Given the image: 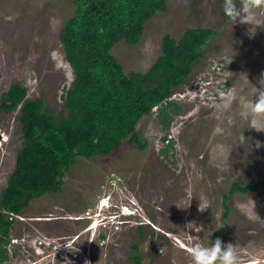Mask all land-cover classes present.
I'll return each mask as SVG.
<instances>
[{"label": "rangeland", "instance_id": "1", "mask_svg": "<svg viewBox=\"0 0 264 264\" xmlns=\"http://www.w3.org/2000/svg\"><path fill=\"white\" fill-rule=\"evenodd\" d=\"M166 1L167 11L146 22L136 45L119 41L111 54L126 75L145 73L161 55L165 35L178 41L187 28L215 30L188 82L170 97L180 113L167 128L157 109L143 117L136 127L143 150L123 141L108 156L78 157L59 192L34 199L15 218L9 237L28 247L14 264H70L63 254L40 260L33 243L74 235L87 264H133V246L142 264H192V245L215 240L216 232L235 245L237 264H264V189L234 195L222 217L233 182L254 185L264 177V130L249 126L264 75V28L231 26L221 0ZM75 10L72 0H0V97L16 82L26 99L66 116L63 97L75 74L59 33ZM18 114L0 111V192L23 144ZM121 205L138 218L99 246V230L85 231L86 213Z\"/></svg>", "mask_w": 264, "mask_h": 264}, {"label": "trees", "instance_id": "2", "mask_svg": "<svg viewBox=\"0 0 264 264\" xmlns=\"http://www.w3.org/2000/svg\"><path fill=\"white\" fill-rule=\"evenodd\" d=\"M74 15L59 33L65 58L75 77L63 97L66 116H54L41 100L26 99L27 90L12 83L0 97L4 114L19 110L23 144L15 167L0 192V263L8 259L10 232L34 199L57 193L62 178L78 157L108 156L123 141L143 150L136 127L157 108L163 128L180 113L170 97L188 82L213 29L187 28L180 40L162 39L161 55L145 73L126 75L111 49L119 41L136 45L144 25L156 13L167 11L166 0H72ZM264 189V177L254 185L233 182L223 196L222 215L236 194ZM218 238V233L214 234ZM133 246V264H142Z\"/></svg>", "mask_w": 264, "mask_h": 264}, {"label": "clouds", "instance_id": "3", "mask_svg": "<svg viewBox=\"0 0 264 264\" xmlns=\"http://www.w3.org/2000/svg\"><path fill=\"white\" fill-rule=\"evenodd\" d=\"M261 9H264V0H221V11L227 22L231 26L237 22L247 24L252 33L258 27L264 28V11ZM259 84L260 87L256 88V99L249 108L253 114L249 126L264 130V75L261 76ZM231 99L230 97L229 103ZM190 256L192 264H237L238 261L235 245L224 243L219 238L207 244H193Z\"/></svg>", "mask_w": 264, "mask_h": 264}, {"label": "built area", "instance_id": "4", "mask_svg": "<svg viewBox=\"0 0 264 264\" xmlns=\"http://www.w3.org/2000/svg\"><path fill=\"white\" fill-rule=\"evenodd\" d=\"M165 140L167 144L169 139ZM103 208L104 206H100ZM106 211L97 210L95 212L86 213L85 216L87 227L86 231H90L93 228L99 230L98 245L104 246L109 241V236L113 233H118L122 226L128 225L133 222L134 219L138 218L137 211L133 207L126 205L115 206L111 209L104 208ZM19 218L20 216H14ZM79 235L74 236H62L57 238L42 237L37 242L33 243V251L35 254H39L40 260L44 261L47 258L55 256L58 258V254H63L68 258L70 264H87L82 259V251L79 248ZM7 249V254L10 264L17 262V258L23 257L25 254L27 244L21 243L17 238H9V242L4 246ZM15 250V252H14ZM16 251H19L15 261H12ZM31 264H36L33 262Z\"/></svg>", "mask_w": 264, "mask_h": 264}]
</instances>
